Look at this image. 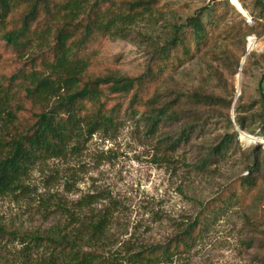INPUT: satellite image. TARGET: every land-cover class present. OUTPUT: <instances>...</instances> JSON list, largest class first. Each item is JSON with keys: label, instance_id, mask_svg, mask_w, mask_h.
<instances>
[{"label": "rangeland", "instance_id": "obj_1", "mask_svg": "<svg viewBox=\"0 0 264 264\" xmlns=\"http://www.w3.org/2000/svg\"><path fill=\"white\" fill-rule=\"evenodd\" d=\"M218 1L159 0L151 13L128 27L126 37H106L97 46L96 63L87 76L142 75L157 43L205 5L216 6L210 14L223 13L215 5ZM229 1L235 8L241 6L238 0ZM244 2L253 7L252 0ZM240 20L226 8L201 52L181 65L168 66L149 84L144 98L155 96L156 105H174L177 113L172 120L160 121L152 131L144 106L130 114L123 113L124 105L116 127L96 132L85 144L71 143V150L61 157L34 163L22 180L23 187L0 197V223L22 231H47L54 225L75 231L82 222L95 221L105 213L109 219L105 249L124 254L167 242L203 204L245 175L253 157H261L264 165V137L256 135L258 120L264 118L259 90L264 28L242 38L236 28ZM248 36L254 37L251 42ZM44 54L46 45L17 54L1 41L0 74L9 77L28 69L32 58L39 61ZM262 87L264 93V81ZM193 93L212 100L192 103L189 96ZM10 95L9 107L20 109L15 120L0 114V141H7L9 133L31 123L34 112L46 108L27 99L16 84ZM109 99L110 103H126L125 97ZM237 106L245 111L248 132L234 123ZM228 119L237 135L232 150L224 159L210 162L207 172L199 171L196 164L218 143ZM189 126L194 129L189 140L173 145ZM259 174L264 190V170ZM250 206L220 216L190 256L172 264H264V232H260L264 231V205L255 202ZM250 238L253 245L248 247ZM21 247L18 241L1 240L0 264H17ZM41 255L33 254L34 258Z\"/></svg>", "mask_w": 264, "mask_h": 264}, {"label": "trees", "instance_id": "obj_2", "mask_svg": "<svg viewBox=\"0 0 264 264\" xmlns=\"http://www.w3.org/2000/svg\"><path fill=\"white\" fill-rule=\"evenodd\" d=\"M158 1L0 0V42L17 54L34 45H46L47 49V55L39 61L31 59L28 69L22 68L9 77L0 74V114L5 113L10 120L17 116L20 106L14 110L9 107L13 84L22 87L31 102L46 105L45 109L34 112L31 123L18 130L15 128L7 141H0V197L22 188L23 178L37 161L61 157L71 150V143L85 144L96 132L116 127L117 116L123 112L124 105L123 113L130 114L138 113L139 105L144 106L152 131L160 121L172 120L177 113L174 105H156L155 96L144 98L143 94L168 66L181 65L207 46L210 33L223 19L226 8H231L241 18L236 28L242 38L264 28V0H252L253 7L238 0L247 16L229 0L223 3L220 0L215 5L223 9V13L210 14L216 6L205 5L184 24L172 29L161 44L157 43L142 75L87 76L96 63L97 46L106 37H126L128 27L145 13H151ZM205 12H209L206 19L203 18ZM263 81L264 72L259 82L264 110ZM112 96L125 97L126 103H110ZM211 100L199 93L189 96L192 103ZM235 112V125L248 132L244 109L237 106ZM258 122L260 130L256 135L264 137V118ZM193 130L189 126L172 144L188 141ZM236 136L228 119L220 140L196 168L207 172L210 162L224 159L232 150ZM246 167L245 175L203 204L195 217L164 243L141 246L124 254L108 253L105 244L109 219L105 213L95 221L82 222L75 231H65L59 225L47 231H22L0 223V241H18L22 245L17 264H172L175 260L187 259L220 216L233 208L248 209L251 203L264 205L263 180L259 174L264 170L262 158L253 157ZM262 226L260 223V228ZM246 244L251 247L253 239H248ZM35 252L43 255L34 258Z\"/></svg>", "mask_w": 264, "mask_h": 264}, {"label": "water", "instance_id": "obj_3", "mask_svg": "<svg viewBox=\"0 0 264 264\" xmlns=\"http://www.w3.org/2000/svg\"><path fill=\"white\" fill-rule=\"evenodd\" d=\"M236 9L243 15V16H247L246 12L243 10V8L241 6L236 7ZM238 129V128H237Z\"/></svg>", "mask_w": 264, "mask_h": 264}, {"label": "built area", "instance_id": "obj_4", "mask_svg": "<svg viewBox=\"0 0 264 264\" xmlns=\"http://www.w3.org/2000/svg\"><path fill=\"white\" fill-rule=\"evenodd\" d=\"M249 20V19H248ZM253 36H248V41L251 42V40L253 39Z\"/></svg>", "mask_w": 264, "mask_h": 264}]
</instances>
